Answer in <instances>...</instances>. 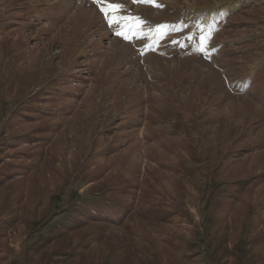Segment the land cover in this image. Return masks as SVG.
I'll list each match as a JSON object with an SVG mask.
<instances>
[{
    "label": "rangeland",
    "instance_id": "obj_1",
    "mask_svg": "<svg viewBox=\"0 0 264 264\" xmlns=\"http://www.w3.org/2000/svg\"><path fill=\"white\" fill-rule=\"evenodd\" d=\"M226 1L0 0V264H264V0L193 20Z\"/></svg>",
    "mask_w": 264,
    "mask_h": 264
},
{
    "label": "trees",
    "instance_id": "obj_2",
    "mask_svg": "<svg viewBox=\"0 0 264 264\" xmlns=\"http://www.w3.org/2000/svg\"><path fill=\"white\" fill-rule=\"evenodd\" d=\"M243 1L245 0H240ZM237 0H228L226 2H223L222 5H219L217 7L213 8H207L206 10L202 11L201 14L194 15L195 19H198L200 16H203L204 25H212L214 21H216V14H227L230 10H233L236 8Z\"/></svg>",
    "mask_w": 264,
    "mask_h": 264
},
{
    "label": "snow or ice",
    "instance_id": "obj_3",
    "mask_svg": "<svg viewBox=\"0 0 264 264\" xmlns=\"http://www.w3.org/2000/svg\"><path fill=\"white\" fill-rule=\"evenodd\" d=\"M97 3H101L103 4L104 3V0H97ZM120 7V5L118 4H108L106 8H104V11L106 13L108 12H112V11H116L118 8ZM123 19L125 20H131L130 17H124ZM126 31H121L119 33H117L118 36H122L124 37L125 39H130V37L127 35L128 32H131L132 29L135 27V24L134 23H128L126 26ZM205 37H201V48L200 50L203 52L204 51V47H203V41H204Z\"/></svg>",
    "mask_w": 264,
    "mask_h": 264
}]
</instances>
